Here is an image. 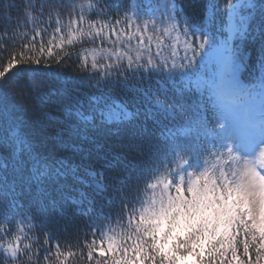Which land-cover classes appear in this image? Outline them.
<instances>
[{"label": "snow or ice", "instance_id": "6c2138e0", "mask_svg": "<svg viewBox=\"0 0 264 264\" xmlns=\"http://www.w3.org/2000/svg\"><path fill=\"white\" fill-rule=\"evenodd\" d=\"M226 7L227 35L218 36V0L187 7L178 0L0 3L5 20L15 8L16 28L31 33L0 41V264H68L73 257L84 264L85 251L89 264H225L228 255L239 260L241 245L246 264H253L252 247L259 264L264 4L227 0ZM257 11L260 75L245 84V56L233 41L250 35ZM89 41L101 47L91 64L87 57L77 63L78 78L50 70ZM17 65L27 66L12 75H27L17 83L19 99L34 101L41 144L64 155L45 156L15 131L23 122L5 88ZM46 104L58 113L47 122ZM9 145L11 157L21 158H10ZM33 184L43 188L38 198L25 191ZM78 218L88 221L83 244ZM98 238L107 247L97 252Z\"/></svg>", "mask_w": 264, "mask_h": 264}, {"label": "trees", "instance_id": "16d2710c", "mask_svg": "<svg viewBox=\"0 0 264 264\" xmlns=\"http://www.w3.org/2000/svg\"><path fill=\"white\" fill-rule=\"evenodd\" d=\"M25 2H27V0H0V3H8V4H16V5H21ZM33 2H35V0H33ZM83 2L87 3V0H83ZM233 2H235V0H233ZM255 2L257 3V5L264 4V0H255ZM178 3L182 7H187L191 3V0H178ZM226 5H227V0H218V6L220 7L221 11L224 13L220 18L216 20L215 28L213 29V31H215L218 36L227 35L225 31L226 25L228 23ZM20 14L21 13H18V11L15 8H13L9 19L5 20L4 19L5 12L3 9H0V41L8 40L10 43L12 39H15L17 42H19V40L23 39L26 34L29 37L31 36V33L28 32L26 28L24 27L16 28L17 16ZM241 14L242 15L246 14V12H242ZM20 23L22 24L23 20H21ZM31 26H32V23L30 22L29 27ZM4 27H7L8 29L13 30L12 33L11 34L5 33L3 31ZM249 31H250V35L246 37L243 41H240V40L233 41L234 44L240 45L241 51L244 53V56H245V67L242 69V72L240 74V78L242 82H244L245 84L254 81L260 75V67H259V60H260L259 47L260 46L258 42V37L260 34V25H259L258 11L256 15L254 16V18L249 23ZM49 38L50 37H47L45 39H49ZM114 39L115 38L113 37V40ZM121 39L123 40L126 38L122 37ZM173 42L174 41H169V43H173ZM102 46L104 48H111L112 44L110 41H106ZM100 47L101 45L99 41H96V42L89 41L83 45H80L79 42H77L76 54L73 55L72 59L70 61H67V63H62L60 65L53 63L51 65L50 70L53 72H56V71L63 72L66 76L78 78L79 73L77 70V63L83 60L85 57H87L88 63L91 64L92 55L97 54ZM56 51H60V50L56 49ZM153 51H155V47H153ZM0 59H3V58L0 57ZM5 64H6V59H5ZM3 66L4 64H0V70H2ZM21 67H27V66L17 65L16 67L10 69L9 73L6 74L9 77V80H8L7 87L5 88V91L8 92L9 99L11 103L15 106L16 116H18L19 120L23 122L22 126L20 128L15 129V131L24 136L26 143L28 141V138H32L33 146L36 148H40L45 156H48L53 151H55L57 155H64L65 154L64 151L59 150V149H54L53 146L49 143L41 144V140H43L44 137L43 135L38 134V128L36 124L37 117L33 114V110H32L34 101L19 99L20 89L17 87V83L23 84L24 81L27 79V75L25 74L24 79L17 81V75H19L17 70ZM32 67H41L45 71L49 70V69H44L43 65H40V66L32 65ZM13 73H17V75H12ZM49 115L52 116L53 118L58 116V113L56 111V106L54 104L45 105L44 113H43V116L45 117V122H47L46 117ZM109 127L114 130L117 127V125L112 124V125H109ZM9 131L12 132L13 130L10 129ZM3 143H4L3 139L0 138V145H2ZM11 151H12V146L9 145L8 153L10 155V158H15V159L21 158V155L19 152L16 153L15 157H11ZM0 163H4V162L0 161ZM83 179L87 180L90 178L86 177ZM25 191L27 192L29 197L38 198L41 196L43 188L38 187L37 185L33 184L31 188L26 189ZM72 195L73 193L71 189H69L65 193L68 203H71ZM81 207L86 209L88 207L87 201H85ZM87 223L88 221L86 219L78 218V224L83 229V231L80 232V238H81L82 244L84 242L83 237L88 232V229L85 227ZM92 240H93V237L89 235L88 242L91 243ZM99 245H101L102 247H107V241L101 240L98 238L96 240V251L99 249ZM74 250L77 252V257H78L79 251L76 249ZM242 253H243V247L241 245L237 251V256L239 257V260H234L231 257V255H228L224 258L225 264H227V261L229 260L232 261V264H241V261L245 262L246 264V262L249 259V256H244ZM249 255L252 258L253 264H255V256H256L255 247L250 248ZM207 258L208 257L205 254V259ZM68 264H78L77 258L75 257L69 258ZM84 264H89L87 260L86 251H85V256H84ZM259 264H264V255H262V258L260 259Z\"/></svg>", "mask_w": 264, "mask_h": 264}, {"label": "rangeland", "instance_id": "374dc122", "mask_svg": "<svg viewBox=\"0 0 264 264\" xmlns=\"http://www.w3.org/2000/svg\"><path fill=\"white\" fill-rule=\"evenodd\" d=\"M257 162L259 163V155H258V153H257ZM101 247L102 246L99 245V249L97 250V252L100 250ZM188 264H192V261H188Z\"/></svg>", "mask_w": 264, "mask_h": 264}]
</instances>
